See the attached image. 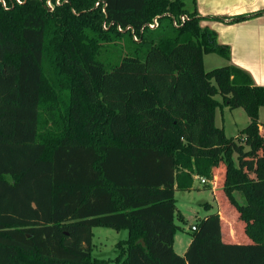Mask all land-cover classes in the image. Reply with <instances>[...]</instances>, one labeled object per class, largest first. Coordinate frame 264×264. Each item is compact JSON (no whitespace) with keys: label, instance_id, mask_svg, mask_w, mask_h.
I'll use <instances>...</instances> for the list:
<instances>
[{"label":"trees","instance_id":"obj_1","mask_svg":"<svg viewBox=\"0 0 264 264\" xmlns=\"http://www.w3.org/2000/svg\"><path fill=\"white\" fill-rule=\"evenodd\" d=\"M45 1L0 3V264H264V85L230 62L206 70L231 49L196 0ZM224 106L250 118L237 136L216 123ZM197 175L219 210L181 255L175 193ZM238 214L262 235L226 239ZM94 227L128 229L114 259L93 255Z\"/></svg>","mask_w":264,"mask_h":264},{"label":"rangeland","instance_id":"obj_2","mask_svg":"<svg viewBox=\"0 0 264 264\" xmlns=\"http://www.w3.org/2000/svg\"><path fill=\"white\" fill-rule=\"evenodd\" d=\"M187 6L193 8L191 0H186ZM206 70H211L215 67L224 66L228 62L226 59L215 53L206 54L204 57ZM217 98L222 100L219 94ZM260 120L264 122V108H261ZM250 122V118L243 107L231 109L228 106L217 109L216 123L218 126H223L228 137L237 136L239 132L245 128ZM194 176V185L191 190H176L175 196L177 199L178 210L186 217L185 223L177 221L183 226L182 229H177L174 238V249L179 254H184L192 241L193 227L203 218L211 213L219 210V204L215 198L213 187L204 186L199 179ZM257 191L261 194L260 183L255 179ZM212 185V182L210 183ZM218 190H221L220 188ZM236 197L239 202L244 201L242 195L236 192ZM211 203L212 206H206ZM231 216V215H230ZM244 219L240 214L233 220V223L223 222L224 236L226 239L239 240L242 242H252L255 238H259L262 233V218L258 214L251 222H243ZM261 233V234H260ZM128 229H115L109 227H94L93 228V255L99 258H114L117 255V242L122 239H127ZM109 264H116L111 261Z\"/></svg>","mask_w":264,"mask_h":264},{"label":"crops","instance_id":"obj_3","mask_svg":"<svg viewBox=\"0 0 264 264\" xmlns=\"http://www.w3.org/2000/svg\"><path fill=\"white\" fill-rule=\"evenodd\" d=\"M196 6L203 18L201 25L215 31L219 43L230 47L227 62L249 72L257 85H264V0H196ZM243 15L247 19L233 21Z\"/></svg>","mask_w":264,"mask_h":264},{"label":"built area","instance_id":"obj_4","mask_svg":"<svg viewBox=\"0 0 264 264\" xmlns=\"http://www.w3.org/2000/svg\"><path fill=\"white\" fill-rule=\"evenodd\" d=\"M25 1L26 0H0V3H2L4 8L9 9L10 8L9 2L24 3ZM64 1L65 0H46L45 5L48 8V10L53 11L57 5H61L62 3H64ZM101 3L103 4V8L105 9V7L107 6V2L105 0L97 1L95 3V6H100ZM188 19H189V14L188 13H182L178 18L173 19V24L175 26H181ZM113 24H114V22H111L110 24H108L107 22H104L103 27L105 29H108ZM146 25L149 26L150 28H153V29L157 28L159 26V17L158 16L154 17L153 20L151 22L147 23ZM116 27L121 32L130 30L133 34L134 39L136 41L140 40L139 34L137 33V31L134 29V27L132 25H128L127 27H123L121 24H117ZM199 179L201 180V183H203V184L209 183V181H210L205 177H199Z\"/></svg>","mask_w":264,"mask_h":264},{"label":"water","instance_id":"obj_5","mask_svg":"<svg viewBox=\"0 0 264 264\" xmlns=\"http://www.w3.org/2000/svg\"><path fill=\"white\" fill-rule=\"evenodd\" d=\"M193 228H196V226H194Z\"/></svg>","mask_w":264,"mask_h":264}]
</instances>
